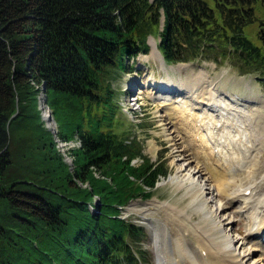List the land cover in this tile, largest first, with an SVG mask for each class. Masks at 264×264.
<instances>
[{
  "label": "trees",
  "instance_id": "obj_1",
  "mask_svg": "<svg viewBox=\"0 0 264 264\" xmlns=\"http://www.w3.org/2000/svg\"><path fill=\"white\" fill-rule=\"evenodd\" d=\"M259 8L264 0H0V264L138 263L145 228L122 207L168 168L115 130L112 78L157 35L168 61L228 58L264 79ZM58 138L77 142L72 163Z\"/></svg>",
  "mask_w": 264,
  "mask_h": 264
},
{
  "label": "bare ground",
  "instance_id": "obj_2",
  "mask_svg": "<svg viewBox=\"0 0 264 264\" xmlns=\"http://www.w3.org/2000/svg\"><path fill=\"white\" fill-rule=\"evenodd\" d=\"M191 77L179 86L171 76L152 78L149 84L155 93L178 94L174 100L179 112H174L178 126L187 132L186 141L192 145L197 161L209 162L206 166L195 163L198 170L182 163L186 174L170 180L190 189L192 202L207 217L205 224L207 219L212 221L214 232L201 225L193 226V222L169 219L168 234L162 238H166L170 250L162 247L158 264H253L255 247L249 243L256 238L264 241L259 238L264 234V120L257 119L263 113L254 110L250 101L216 87L204 73L194 77L191 72ZM253 165L254 170L249 172ZM223 194L227 195L225 202ZM230 197L235 201L237 214L247 221L243 223V236L235 231L234 215L227 210ZM191 233L196 248L189 237ZM262 254L264 264V250Z\"/></svg>",
  "mask_w": 264,
  "mask_h": 264
},
{
  "label": "rangeland",
  "instance_id": "obj_3",
  "mask_svg": "<svg viewBox=\"0 0 264 264\" xmlns=\"http://www.w3.org/2000/svg\"><path fill=\"white\" fill-rule=\"evenodd\" d=\"M263 15V10L259 8L258 17L262 18ZM259 27V22L249 25L247 27L248 34L256 38ZM159 39V36L151 35L149 37L151 43L150 51L148 53L141 52L136 58H131L130 60L134 65L133 72L126 71L121 76H114L111 82L113 87L121 89V91H117L118 94L116 96L121 102L122 109L118 111L115 130L125 134L132 132V137H138L136 141L139 143L142 153L152 162L161 163L168 168L167 174L160 178L153 188L146 187V190L152 191L151 194H138L122 207V216L129 217L145 227V251L143 252V258L136 264H158L159 253L167 243L166 238H162V236L168 234L169 229L168 226L166 227V222L169 219L172 222H176L177 219L189 223L193 222V226L194 224L201 225L205 230L214 232L212 221L207 219L209 222L205 224L204 221L207 217L192 202L193 197L190 189L184 185H177L170 180L171 177L175 179L177 175L186 174V171L183 173V168H181L182 163L189 165L191 169L198 170L195 163L198 166H206L209 162L202 163V161H197L192 145L186 141L187 132L181 129V125L178 126V120H176V115L174 114V112H178L176 109L177 103L174 102L178 94L176 93L174 96L168 93H155L151 85H148L146 81L152 82V78H162V76L167 78V76H171L176 80L175 82H178L177 86H179L186 81L187 77L192 78L191 72L194 77L199 72H202L222 91L228 92L230 95L232 94L244 101H250L249 104L254 106V110L259 109L263 113V116L257 119L264 120V80L259 79L256 73L241 74L228 58L220 63L210 59L169 63L163 59L161 51L157 47ZM154 43L156 47L153 46ZM185 64L188 65V68L178 67ZM139 81L143 85L137 84ZM130 83L136 84V86L134 88L129 87ZM40 97L41 107V103H44V98L46 100V97L43 92ZM183 97L185 96L182 95L181 98ZM189 102H192L191 98ZM43 106L41 108H45L47 112L51 111L46 101ZM52 130L56 132L57 129L54 130L52 128ZM262 132H264V128ZM75 143L77 142L74 140L63 141L58 138V145L66 154V160L69 163H72V156L68 154L67 150ZM141 161V157H135L134 159L137 164ZM254 166L249 167V172L254 170ZM221 196L223 202H225L227 195L223 194ZM227 204L228 212L234 215V227L238 230L235 231L239 236H243V234H246L243 223L247 221L235 211L236 204L232 197L227 200ZM177 210L182 211L178 212ZM191 234L189 237L194 240L193 246L195 247V236L192 234V237ZM232 234L233 236L235 235L233 231ZM168 238L170 239V237ZM259 238L261 239V237ZM255 240L249 243V245L255 247L251 260L253 264H262L264 241L260 240L262 242L260 243L257 238ZM166 247L170 250L168 246Z\"/></svg>",
  "mask_w": 264,
  "mask_h": 264
},
{
  "label": "water",
  "instance_id": "obj_4",
  "mask_svg": "<svg viewBox=\"0 0 264 264\" xmlns=\"http://www.w3.org/2000/svg\"><path fill=\"white\" fill-rule=\"evenodd\" d=\"M45 98H44V103H45ZM44 103H41V107H44L43 105H44ZM43 109H45V108H43ZM45 119H46V121H47V125L49 126V127H51V128H53L54 130H56V124H55V121H54V118H53V116H52V113H51V111H49V112H45V114H44V116H43ZM55 124V125H54Z\"/></svg>",
  "mask_w": 264,
  "mask_h": 264
}]
</instances>
